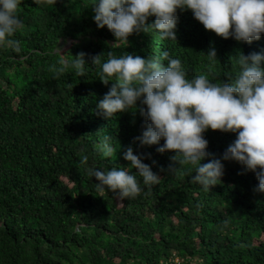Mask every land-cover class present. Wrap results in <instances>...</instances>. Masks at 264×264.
<instances>
[{
  "label": "trees",
  "instance_id": "obj_1",
  "mask_svg": "<svg viewBox=\"0 0 264 264\" xmlns=\"http://www.w3.org/2000/svg\"><path fill=\"white\" fill-rule=\"evenodd\" d=\"M92 3L22 0L24 27L15 36L21 52L0 49V264H264V194L253 191L255 174L225 161V175L211 190L192 183L194 170L174 164V153L134 143L145 124L138 109L113 119L99 114L97 104L114 83L99 79V65L78 75L58 51L71 41L65 59L86 53L91 65L92 56L103 55V63L109 51L147 58L166 49L189 79L205 74L227 82L225 74L238 71L232 58L264 51V36L251 44L224 39L189 10L178 13L177 41L140 33L127 48L111 49L115 37L98 28ZM210 47L215 63L205 54ZM106 134L118 145L116 158L94 150ZM205 138L208 150L222 155L235 134L209 130ZM129 146L151 153L144 163L160 182L149 189L138 177L144 190L124 201L97 192L86 169L137 171L124 159ZM170 165L176 170L169 174Z\"/></svg>",
  "mask_w": 264,
  "mask_h": 264
},
{
  "label": "clouds",
  "instance_id": "obj_2",
  "mask_svg": "<svg viewBox=\"0 0 264 264\" xmlns=\"http://www.w3.org/2000/svg\"><path fill=\"white\" fill-rule=\"evenodd\" d=\"M21 3L22 0H0V49L21 52V42L15 38L24 27L19 13ZM91 9L98 28L107 26L114 35L111 49L127 48L129 37L140 33H156L161 40L177 41L178 13L189 10L206 30L224 39L251 44L264 36V0H93ZM153 17L154 21L149 22ZM58 51L61 63L74 68L78 75H84L85 66L99 65V79L105 85L114 81L97 104L104 118L139 110L145 124L134 143L140 147L159 145L157 152L174 153V164L190 165L194 170L191 182L205 191L222 181L224 162L235 161L243 166V173L255 174L259 184L253 191L264 194V51L234 56L231 63L238 71L226 73L227 82L205 74L189 79L182 61L166 49L159 57L147 58L128 52L117 56L109 51L103 63V55L92 56L91 65L86 53L67 60L69 53L61 54V48ZM205 54L212 63L219 59L214 47ZM209 130L235 134L222 155L208 150L205 133ZM117 147L106 134L95 143L94 150L105 158H116ZM124 159L137 171L130 172L127 167L86 169L87 175L97 181V192L108 191L124 201L144 190L138 177L149 189L160 182L161 176L152 165L144 163L151 159V153L137 154L129 146ZM205 160L208 162L202 163ZM80 163L87 164L88 156H83ZM175 170L174 165L169 166V174Z\"/></svg>",
  "mask_w": 264,
  "mask_h": 264
},
{
  "label": "rangeland",
  "instance_id": "obj_3",
  "mask_svg": "<svg viewBox=\"0 0 264 264\" xmlns=\"http://www.w3.org/2000/svg\"><path fill=\"white\" fill-rule=\"evenodd\" d=\"M71 41L69 42H62V45H61V49H62V53H64L67 49H69V47L71 46Z\"/></svg>",
  "mask_w": 264,
  "mask_h": 264
}]
</instances>
